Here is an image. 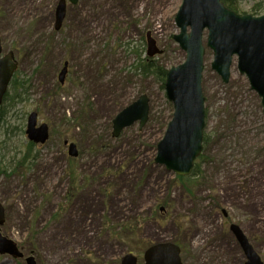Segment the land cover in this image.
I'll return each instance as SVG.
<instances>
[{
	"label": "rangeland",
	"instance_id": "obj_1",
	"mask_svg": "<svg viewBox=\"0 0 264 264\" xmlns=\"http://www.w3.org/2000/svg\"><path fill=\"white\" fill-rule=\"evenodd\" d=\"M59 2L0 0L3 54L17 60L0 116V231L24 253L0 252V264H28L30 256L36 264H122L129 253L145 264V251L161 242L179 245L183 264H247L232 224L264 264V107L237 59L225 83L207 48L209 140L196 174L178 179L155 161L173 106L140 65L150 46L167 69L185 61L174 38L183 0L68 2L57 30ZM239 2L242 14L264 5ZM142 94L149 120L114 136L113 119ZM32 113L49 126V138L24 160ZM65 141L76 144L77 157Z\"/></svg>",
	"mask_w": 264,
	"mask_h": 264
},
{
	"label": "water",
	"instance_id": "obj_2",
	"mask_svg": "<svg viewBox=\"0 0 264 264\" xmlns=\"http://www.w3.org/2000/svg\"><path fill=\"white\" fill-rule=\"evenodd\" d=\"M72 4L78 0H69ZM67 0H60L57 6L56 29H60L66 16ZM180 32L174 36L186 52L184 63L173 66L167 72L166 94L172 101L175 113L164 138L158 144L156 162L165 165L178 175H190L195 160L203 151L204 129L206 125L205 96L203 93V72L207 48L204 36L207 32V47L213 51L212 68L229 82L233 60L238 57V68L247 74L251 86L262 97L264 105V15H241L224 5L222 0H183L175 17ZM152 43L153 41L150 40ZM0 39V106L12 77L17 69L13 52L2 56ZM149 55L157 50L150 46ZM68 62L59 73V81L64 82ZM150 113V98L142 94L133 103L122 109L113 119V135L119 136L122 130L140 121L143 127ZM37 114L28 119L27 133L31 140L44 143L49 138L47 124L36 127ZM69 153L77 156L75 143L69 146ZM5 221V209L0 201V227ZM232 231L238 238L248 257L247 264H262L255 249L243 230L233 224ZM0 252L15 258L24 253L13 240L0 231ZM145 264H183L181 248L173 242H161L145 251ZM28 264H36L33 256L27 257ZM138 258L132 253L123 257L122 264H137Z\"/></svg>",
	"mask_w": 264,
	"mask_h": 264
},
{
	"label": "trees",
	"instance_id": "obj_3",
	"mask_svg": "<svg viewBox=\"0 0 264 264\" xmlns=\"http://www.w3.org/2000/svg\"><path fill=\"white\" fill-rule=\"evenodd\" d=\"M222 1L230 9H233V10L239 12V3H240L239 0H222ZM251 11H252V14L259 15V14L263 13L264 5L262 3H257L255 6H253ZM140 66L143 69L142 70L143 74H145V75L150 74V73L154 74L162 82V86L165 88L166 74H167L168 69L164 65H161V64L159 65V64L155 63L154 59L146 57V59L143 60V62ZM10 95L11 94H10V89H9V91L5 95L4 104H5V101L8 98H10ZM15 97H16V94H15V96H11V98H15ZM4 104L2 106V112L3 113H4ZM208 140H209V136L205 135L204 142L206 143ZM34 146H35L34 143L29 142L28 152L25 154L24 160L26 158H28V156L30 155V152ZM21 162L23 163V161H21ZM22 163H20V165ZM196 172H197V165L194 169L193 175H195ZM177 177H178V179H184V180L190 179V177L189 178L182 177V176H177Z\"/></svg>",
	"mask_w": 264,
	"mask_h": 264
},
{
	"label": "flooded vegetation",
	"instance_id": "obj_4",
	"mask_svg": "<svg viewBox=\"0 0 264 264\" xmlns=\"http://www.w3.org/2000/svg\"><path fill=\"white\" fill-rule=\"evenodd\" d=\"M66 63V62H65ZM65 65V64H64ZM64 67V66H63ZM68 72H69V66H68V70H67V74H66V78H67V75H68ZM66 78H65V81H66ZM3 104H4V100H3ZM3 104H2V106H3ZM37 114V113H36ZM43 123H39V121H38V114H37V124H36V127L35 128H37V127H40L41 125H42ZM48 130H49V126H48ZM65 143V145H68L67 143V141H65L64 142ZM36 144H38L37 142L34 144V145H36Z\"/></svg>",
	"mask_w": 264,
	"mask_h": 264
},
{
	"label": "bare ground",
	"instance_id": "obj_5",
	"mask_svg": "<svg viewBox=\"0 0 264 264\" xmlns=\"http://www.w3.org/2000/svg\"><path fill=\"white\" fill-rule=\"evenodd\" d=\"M174 113H175V109L173 108V116H172V118H171V120L173 119V117H174ZM4 113L2 112V105L0 106V116H2ZM170 120V121H171ZM170 123V122H169ZM169 125V124H168ZM224 213H225V211H224ZM137 264H138V262H137Z\"/></svg>",
	"mask_w": 264,
	"mask_h": 264
}]
</instances>
